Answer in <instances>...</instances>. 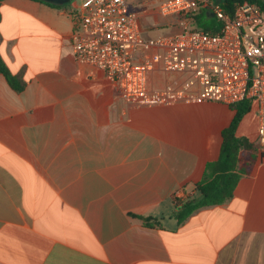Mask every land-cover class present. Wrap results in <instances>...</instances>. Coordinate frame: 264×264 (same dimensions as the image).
<instances>
[{"label": "crops", "instance_id": "0c3cea01", "mask_svg": "<svg viewBox=\"0 0 264 264\" xmlns=\"http://www.w3.org/2000/svg\"><path fill=\"white\" fill-rule=\"evenodd\" d=\"M152 1L139 0L144 40L180 27ZM84 2L0 0V56L24 84L18 91L0 72V264H264L259 127L241 132L252 110L237 134L258 149L233 198L178 224L176 201L194 195L220 157L235 110L128 105L103 70L74 55ZM168 78L156 70L148 85Z\"/></svg>", "mask_w": 264, "mask_h": 264}, {"label": "built area", "instance_id": "2783aa9c", "mask_svg": "<svg viewBox=\"0 0 264 264\" xmlns=\"http://www.w3.org/2000/svg\"><path fill=\"white\" fill-rule=\"evenodd\" d=\"M211 10L218 32L193 29L194 16ZM163 16H177L179 33L143 39L141 13L126 0H86L73 16L74 55L103 70L131 106L250 100L258 110V143L264 162V12L255 3H239L232 15L212 0H163ZM169 78L150 88L148 75Z\"/></svg>", "mask_w": 264, "mask_h": 264}, {"label": "trees", "instance_id": "16d2710c", "mask_svg": "<svg viewBox=\"0 0 264 264\" xmlns=\"http://www.w3.org/2000/svg\"><path fill=\"white\" fill-rule=\"evenodd\" d=\"M244 1L257 4L264 12V0H212L213 4L220 2L230 15L233 14L236 6ZM221 26V21L214 16L211 7H207L195 15L194 22L191 24L193 29H205L213 32H218ZM0 72L8 78L10 84L16 90L19 91L23 88L24 84L20 81V76L10 72L1 56ZM230 106L235 110V114L229 126L224 128L222 132L223 140L220 157L207 163L202 180L195 185V194L189 196L186 200L176 201L180 204L179 209L175 212L178 224L184 223L199 208L222 204L232 199L241 175L248 171L250 165L254 163L256 158L254 151L258 149L257 145L251 142L248 137L238 136L237 134L245 115L252 110L253 102L242 100ZM244 150L249 151V154L244 156L242 154ZM242 161L243 164H241ZM136 217L150 227H154L159 223L158 219L152 216L136 215Z\"/></svg>", "mask_w": 264, "mask_h": 264}, {"label": "rangeland", "instance_id": "374dc122", "mask_svg": "<svg viewBox=\"0 0 264 264\" xmlns=\"http://www.w3.org/2000/svg\"><path fill=\"white\" fill-rule=\"evenodd\" d=\"M73 1V0H71ZM78 2H84L86 0H77ZM163 0H153L151 3H152V6L151 7H155V8H158V6L161 4ZM221 1V0H219ZM149 2V1H148ZM70 3V2H69ZM126 3H127V6L129 9L131 10H135V11H139L140 13H142V6H143V3L139 2V0H126ZM148 20V18H145L144 21L146 22ZM182 28L178 27V28H175V29H160L159 31H154V32H151V31H145L144 32V38L145 39H148L150 37H153V36H157V35H171V34H176V33H179L181 31ZM252 122L253 123V127L255 128V126H258V110L256 108V106L253 107L252 111H251V114H249V116L247 117L244 125L242 126V129H241V132H243L244 130V126H247L248 127V124Z\"/></svg>", "mask_w": 264, "mask_h": 264}, {"label": "water", "instance_id": "95a60500", "mask_svg": "<svg viewBox=\"0 0 264 264\" xmlns=\"http://www.w3.org/2000/svg\"><path fill=\"white\" fill-rule=\"evenodd\" d=\"M44 2L54 4V5H64L69 3L71 0H42Z\"/></svg>", "mask_w": 264, "mask_h": 264}]
</instances>
